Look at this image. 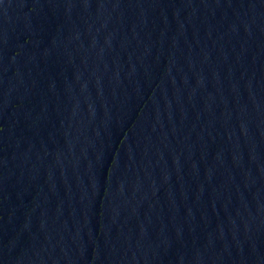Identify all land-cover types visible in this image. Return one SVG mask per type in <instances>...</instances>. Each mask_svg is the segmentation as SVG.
Wrapping results in <instances>:
<instances>
[{"label": "water", "instance_id": "1", "mask_svg": "<svg viewBox=\"0 0 264 264\" xmlns=\"http://www.w3.org/2000/svg\"><path fill=\"white\" fill-rule=\"evenodd\" d=\"M0 264H264V0H0Z\"/></svg>", "mask_w": 264, "mask_h": 264}]
</instances>
